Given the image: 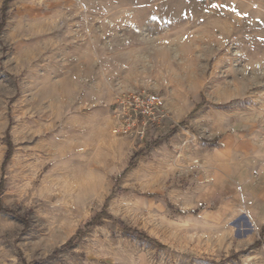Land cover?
I'll return each mask as SVG.
<instances>
[{
	"label": "rangeland",
	"instance_id": "obj_1",
	"mask_svg": "<svg viewBox=\"0 0 264 264\" xmlns=\"http://www.w3.org/2000/svg\"><path fill=\"white\" fill-rule=\"evenodd\" d=\"M260 5L11 0L0 28V205L12 211L0 209V264H237L221 224L230 212L192 207L187 167L213 159L221 140L264 137ZM143 91L164 97L167 118L144 137L116 133L118 97Z\"/></svg>",
	"mask_w": 264,
	"mask_h": 264
},
{
	"label": "crops",
	"instance_id": "obj_2",
	"mask_svg": "<svg viewBox=\"0 0 264 264\" xmlns=\"http://www.w3.org/2000/svg\"><path fill=\"white\" fill-rule=\"evenodd\" d=\"M248 1L261 3L264 16V0ZM196 161L187 167L192 180L195 174L197 178L198 197L192 207L213 204L215 209L228 210V219H221V224L231 227L227 253L238 257L232 259L237 264H264V137L256 139L253 134V138L221 140L213 159L199 154ZM205 187L212 188V193L207 195ZM215 240L222 237L215 236ZM257 241L261 243L255 245ZM243 249H247L245 255Z\"/></svg>",
	"mask_w": 264,
	"mask_h": 264
},
{
	"label": "built area",
	"instance_id": "obj_3",
	"mask_svg": "<svg viewBox=\"0 0 264 264\" xmlns=\"http://www.w3.org/2000/svg\"><path fill=\"white\" fill-rule=\"evenodd\" d=\"M121 121L114 131L120 135L144 137L150 127L159 125L168 114L165 99L159 93L138 92L120 95Z\"/></svg>",
	"mask_w": 264,
	"mask_h": 264
},
{
	"label": "trees",
	"instance_id": "obj_4",
	"mask_svg": "<svg viewBox=\"0 0 264 264\" xmlns=\"http://www.w3.org/2000/svg\"><path fill=\"white\" fill-rule=\"evenodd\" d=\"M11 0H4L3 1V4H2V8H1V13H2V21L0 22V28H2L3 27V25H4V22H5V18H6V14H5V11H6V8H7V5H8V3L10 2ZM6 139H5V141H6V143H7V145H8V150H7V153H6V155H5V159H4V161H3V164H2V169L4 168V166H5V164L7 163V161L10 159V157H11V153H12V141H11V138L7 135L6 137H5ZM0 209L1 210H3V211H6V212H12L10 209H5V208H3L1 205H0ZM99 217V215L97 216V217H95V220L94 219H92L88 224H87V227H89V226H91V225H93L94 224V222L97 220L96 218H98ZM136 234H139V236L141 237V238H145V239H147V240H150L151 242H157V241H155V240H153L152 238H150L149 236H147V235H145V234H143V233H136ZM73 239H74V237H72L68 242H67V244H71L72 243V241H73ZM261 242L260 241H257L256 243H255V245H258V244H260ZM160 247H162V245H159Z\"/></svg>",
	"mask_w": 264,
	"mask_h": 264
}]
</instances>
